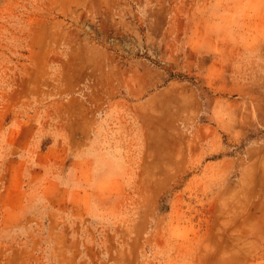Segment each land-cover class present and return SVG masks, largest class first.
Returning a JSON list of instances; mask_svg holds the SVG:
<instances>
[{
  "label": "rangeland",
  "instance_id": "obj_1",
  "mask_svg": "<svg viewBox=\"0 0 264 264\" xmlns=\"http://www.w3.org/2000/svg\"><path fill=\"white\" fill-rule=\"evenodd\" d=\"M263 186L264 0H0V264H264Z\"/></svg>",
  "mask_w": 264,
  "mask_h": 264
},
{
  "label": "crops",
  "instance_id": "obj_2",
  "mask_svg": "<svg viewBox=\"0 0 264 264\" xmlns=\"http://www.w3.org/2000/svg\"><path fill=\"white\" fill-rule=\"evenodd\" d=\"M145 89L146 88H145L144 84L141 83L138 86H135L134 88L133 87L130 88V90H128V95L130 94V96H133V97L141 96L143 93L146 92ZM73 139H75V138L73 137Z\"/></svg>",
  "mask_w": 264,
  "mask_h": 264
},
{
  "label": "bare ground",
  "instance_id": "obj_3",
  "mask_svg": "<svg viewBox=\"0 0 264 264\" xmlns=\"http://www.w3.org/2000/svg\"><path fill=\"white\" fill-rule=\"evenodd\" d=\"M262 185H263V184H262ZM263 187H264V186H263ZM263 187H262V188H263Z\"/></svg>",
  "mask_w": 264,
  "mask_h": 264
}]
</instances>
